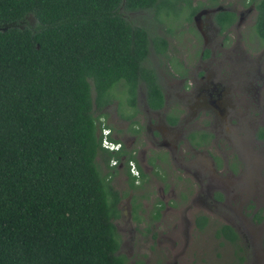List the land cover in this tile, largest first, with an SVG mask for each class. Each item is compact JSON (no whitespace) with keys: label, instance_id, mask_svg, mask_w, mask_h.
<instances>
[{"label":"trees","instance_id":"obj_1","mask_svg":"<svg viewBox=\"0 0 264 264\" xmlns=\"http://www.w3.org/2000/svg\"><path fill=\"white\" fill-rule=\"evenodd\" d=\"M180 1L189 20L197 10L189 0H0V264H126L114 224L121 196L110 184L116 170L109 164L122 152L101 148L98 132L109 127L104 108L119 81L131 108L140 84L148 108L164 106L156 73L144 62L149 47L164 55L168 43L120 10L152 9L154 16ZM247 3L264 45V0ZM27 16L33 26H20ZM212 18L224 33L236 15L217 9ZM132 158L128 153L121 162L135 190L126 169ZM194 220L200 228L206 223L203 215ZM215 236L237 237L228 225Z\"/></svg>","mask_w":264,"mask_h":264},{"label":"rangeland","instance_id":"obj_2","mask_svg":"<svg viewBox=\"0 0 264 264\" xmlns=\"http://www.w3.org/2000/svg\"><path fill=\"white\" fill-rule=\"evenodd\" d=\"M189 2L197 7L189 20L182 1L154 16L120 10L168 48L158 55L149 47L144 62L162 89L161 110L148 109L142 85L131 108L122 81L104 108V122L127 137L146 174L130 190L115 166L118 253L126 264H264V45L252 29L254 9L247 0ZM217 8L236 15L224 33L212 18ZM33 24L27 16L20 26ZM165 114L176 117L174 126ZM223 224L235 231L233 242L215 236Z\"/></svg>","mask_w":264,"mask_h":264},{"label":"flooded vegetation","instance_id":"obj_3","mask_svg":"<svg viewBox=\"0 0 264 264\" xmlns=\"http://www.w3.org/2000/svg\"><path fill=\"white\" fill-rule=\"evenodd\" d=\"M250 5H251V4H250ZM251 6H252V5H251ZM218 9H220V8H218ZM233 24H234V23H233ZM233 24H232V25H233ZM232 25H231V26H232ZM231 26H230V27H231ZM230 27H228V29H229ZM228 29H227V30H228ZM217 31H218V29H217ZM140 85H141V84H140ZM138 86H139V85H138ZM137 88H138V87H137ZM163 98H164V95H163ZM144 101H145V100H144ZM164 102H165V101H164ZM146 106H147V105H146ZM163 107H164V106H163ZM163 107H162V108H163ZM162 108L157 109V110H153V109H150V108H148V109L151 110V111H159V110H161ZM173 111H176V109H173ZM165 115H166V114H165ZM165 115H164V118H165ZM169 115H170V114H169ZM170 116H172V115H170ZM172 117L175 118V122H174V124H169V123L167 122L166 118H165L166 122H167L170 126H174V125L176 124V121H177V119H176L175 116H172ZM103 123L106 124V123L104 122V120H103ZM109 129H110V128H109ZM113 129H114V128H113ZM116 129H117V128H116ZM112 131H113V130L110 129L111 137H112L113 139H115L117 142H119V150H122V146H125L124 143H123V141H122V143H121V142L118 141L116 138H114L113 135H112ZM135 132H136V131H135ZM120 133H121V131L119 132V136H123V134H120ZM130 148H132V147H130ZM132 149H133V148H132ZM133 151H134V152H132L131 150L128 151V153H130V154L132 155V157H133L132 159H129V160H132V162L134 163V165H135V167H136V169H137V176H132V175L129 174V172H128V174H129L130 177H132V179H133V183H134L135 185H137V187H138V186H140V185L142 184L144 178H146V174H145V173L140 169V167L138 166V164H137V162H136V160H135V157H134L135 150L133 149ZM128 153H127V154H128ZM127 154H126V155H127ZM126 155H123V154H122V155L119 157V161H116V163H115L114 166H117L118 163H119V165H118V169L121 170L122 174H123L124 177H125V180H126V182H127V185H128V181H127L128 178H127V176H126V174H125V169H124V166H123V164H122V162H121V160H122ZM126 169H127V166H126ZM127 171H128V169H127ZM140 171H141L142 174H143L142 177L140 176ZM114 175H115V174H114ZM114 175H113V176H114ZM113 176H112V177H113ZM111 179H112V178H111ZM110 184H111V181H110ZM111 185H112V184H111ZM128 188H129V187H128ZM130 190H131V189H130ZM119 194H120V196H121V193H119ZM223 225H226V224H223ZM228 226H229V225H228ZM203 227H204V226H203ZM219 227H220V226H219ZM219 227H218V228H219ZM230 227H231V226H230ZM199 228H200V227H199ZM201 228H202V227H201ZM218 228H217V229H218ZM231 228H232V227H231ZM217 229H216V230H217ZM216 230H215V231H216ZM233 231H234V230H233ZM234 232H235V231H234ZM235 234H236V233H235ZM216 237H217V236H216ZM223 238H224V237H223Z\"/></svg>","mask_w":264,"mask_h":264},{"label":"built area","instance_id":"obj_4","mask_svg":"<svg viewBox=\"0 0 264 264\" xmlns=\"http://www.w3.org/2000/svg\"><path fill=\"white\" fill-rule=\"evenodd\" d=\"M98 134L100 136L101 148L110 152H115L119 150V142H117L115 139L111 137L109 127H105L104 125H101ZM115 163L116 160L114 158H111L109 164L115 165ZM126 166L130 175L137 176V169L134 163L132 162V160H128Z\"/></svg>","mask_w":264,"mask_h":264},{"label":"crops","instance_id":"obj_5","mask_svg":"<svg viewBox=\"0 0 264 264\" xmlns=\"http://www.w3.org/2000/svg\"><path fill=\"white\" fill-rule=\"evenodd\" d=\"M124 115H128V114H124ZM126 120H130V119L127 118ZM109 127H110L111 130H113L112 131L113 137L116 138L121 143L123 141V143L125 145V146H122V150H121L122 154L123 155H126L129 150H131L132 152H134L133 149L130 148L131 147L130 143L127 144V142H126L127 141V137L126 136H119L120 129H118V128L117 129L116 128L113 129L111 126H109ZM131 131H134V129H131ZM104 159H105V152L99 151L98 154H97V157H96V162H97V165L98 166L101 165L103 167V173L106 171V166H105V163H104ZM118 165H119V163H118ZM118 165H117V168H118Z\"/></svg>","mask_w":264,"mask_h":264},{"label":"clouds","instance_id":"obj_6","mask_svg":"<svg viewBox=\"0 0 264 264\" xmlns=\"http://www.w3.org/2000/svg\"><path fill=\"white\" fill-rule=\"evenodd\" d=\"M111 166H114V165H111Z\"/></svg>","mask_w":264,"mask_h":264}]
</instances>
